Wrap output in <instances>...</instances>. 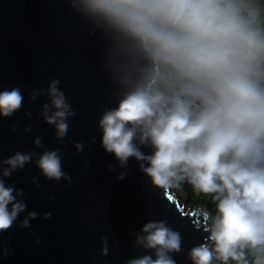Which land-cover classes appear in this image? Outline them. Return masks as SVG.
Listing matches in <instances>:
<instances>
[{
    "label": "clouds",
    "instance_id": "obj_1",
    "mask_svg": "<svg viewBox=\"0 0 264 264\" xmlns=\"http://www.w3.org/2000/svg\"><path fill=\"white\" fill-rule=\"evenodd\" d=\"M66 3L111 37L101 67L117 99L97 123L103 149L117 161L106 164L108 170L123 180L134 159L154 188L167 193L186 182L211 196L215 211L203 214L206 235L187 251L191 264H264V0ZM59 84L53 78L47 88L31 89L28 98L47 97L38 115L63 141L76 111ZM24 99L19 87L0 90V118H11ZM25 116L31 119L32 112ZM89 142L95 144L96 137ZM33 143L43 148L39 136ZM74 147L81 152L84 144L76 141ZM62 156L56 148L0 158V234L21 213L27 212L20 228H30L39 215L27 211L23 189L4 178L35 157L47 180L71 186ZM32 182L39 186L37 177ZM133 235L143 253L125 264H177L174 254L183 251V237L166 219L147 220ZM101 244L100 254L107 256L106 237ZM8 254L0 243V257Z\"/></svg>",
    "mask_w": 264,
    "mask_h": 264
},
{
    "label": "water",
    "instance_id": "obj_2",
    "mask_svg": "<svg viewBox=\"0 0 264 264\" xmlns=\"http://www.w3.org/2000/svg\"><path fill=\"white\" fill-rule=\"evenodd\" d=\"M110 39L66 0H0V90L19 87L25 97L23 108L11 118H0V158L16 151L40 154L59 148L63 170L72 177L71 186L63 179L47 180L33 157L32 163L4 178L6 185L23 189L27 211L39 215L30 228H20L27 212L21 213L13 228L0 234V243L9 250L0 264H125L127 258L143 253L134 246L133 233L150 219H166L180 231L183 251L174 258L177 264H191L187 251L206 235L205 207L186 209L175 193L151 186L134 159L129 160L123 180L106 167L117 163L103 149L97 126L100 113L114 107L117 99L101 67ZM53 78L60 81L76 111L67 121L63 141L38 115L47 97L35 102L28 98L31 89L47 88ZM26 111L32 112L31 119ZM28 124L32 131L25 132ZM36 136L43 148L33 143ZM93 136L95 144L89 142ZM76 141L84 144L83 151L77 152ZM34 176L39 186L32 182ZM44 212L52 216L44 219ZM101 237L108 241L107 256L100 254Z\"/></svg>",
    "mask_w": 264,
    "mask_h": 264
},
{
    "label": "trees",
    "instance_id": "obj_3",
    "mask_svg": "<svg viewBox=\"0 0 264 264\" xmlns=\"http://www.w3.org/2000/svg\"><path fill=\"white\" fill-rule=\"evenodd\" d=\"M180 190L186 193L192 202L205 207L208 211H215V204L210 195L196 193L186 182L181 185Z\"/></svg>",
    "mask_w": 264,
    "mask_h": 264
},
{
    "label": "rangeland",
    "instance_id": "obj_4",
    "mask_svg": "<svg viewBox=\"0 0 264 264\" xmlns=\"http://www.w3.org/2000/svg\"><path fill=\"white\" fill-rule=\"evenodd\" d=\"M170 192L171 193H175V197H176V199L178 200V202L184 207V208H186V209H188V208H191V209H196V207H199V205L198 204H196V203H194V202H192L191 200H190V198H189V196L186 194V193H184V192H182L181 190H180V188H178V189H173V190H170ZM206 209V208H205ZM204 209V210H205Z\"/></svg>",
    "mask_w": 264,
    "mask_h": 264
},
{
    "label": "bare ground",
    "instance_id": "obj_5",
    "mask_svg": "<svg viewBox=\"0 0 264 264\" xmlns=\"http://www.w3.org/2000/svg\"><path fill=\"white\" fill-rule=\"evenodd\" d=\"M203 209H205V208H203ZM205 211H207V210L205 209Z\"/></svg>",
    "mask_w": 264,
    "mask_h": 264
}]
</instances>
